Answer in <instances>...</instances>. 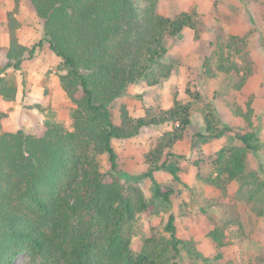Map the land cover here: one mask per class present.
Segmentation results:
<instances>
[{
  "label": "trees",
  "instance_id": "1",
  "mask_svg": "<svg viewBox=\"0 0 264 264\" xmlns=\"http://www.w3.org/2000/svg\"><path fill=\"white\" fill-rule=\"evenodd\" d=\"M159 1L143 0L138 8L135 0H29L44 36L28 47L18 37L21 0H15L6 21L9 45L0 47V102L15 101L19 91L17 82L8 78L9 70L23 75L24 62L47 44L62 61L59 81L74 107L71 129L46 123L35 135L0 130V264H15L23 254L48 264H179L183 251L195 262L213 264L195 242L177 237L172 213L166 234L146 239L139 253L133 251L135 236L130 230L142 214L172 211L174 188L159 183L156 175L164 172L182 181L181 163L188 159L176 145L190 136L195 114L204 126L195 136L228 141L213 157L203 154L189 160L198 180L224 196L231 183L239 184L240 190L263 187L259 174L248 167L250 153L264 151L254 123L253 98L246 108L225 99L244 127L225 125L213 102L189 88L188 102L175 97L169 109L158 105L147 108L142 117L130 114L124 99L132 86H160L179 71L180 62L169 57V41L186 30L200 40L204 32L195 11L164 16L158 11ZM213 32L211 56L204 57L203 65L207 75L215 77L212 63L219 62L224 84L216 95L242 92L258 69L248 37L228 36L220 25ZM5 117L0 113V120ZM167 124L173 127L145 155L142 174L123 175L113 142ZM105 155L108 172L102 170ZM142 180L150 181V195L139 186ZM206 206L218 208L225 218L222 229L210 234L220 247L224 230L237 220L228 217L232 214L222 196L207 199ZM258 261L263 264L264 253Z\"/></svg>",
  "mask_w": 264,
  "mask_h": 264
},
{
  "label": "rangeland",
  "instance_id": "2",
  "mask_svg": "<svg viewBox=\"0 0 264 264\" xmlns=\"http://www.w3.org/2000/svg\"><path fill=\"white\" fill-rule=\"evenodd\" d=\"M135 2L138 8L144 6L143 0ZM14 8L15 0H0V47L9 45L6 21L7 14ZM158 11L172 18L182 12L195 11L205 25L204 32L200 40L195 39L192 31L186 30L178 39L169 41V57L180 62L179 71L173 73L170 80L160 86L148 87L145 83L132 86L124 99L130 114L135 118L142 117L147 108L158 105L169 109L175 97L188 102L190 98L186 90L189 88L192 92L202 94L207 101L213 102L225 125L244 127V120L236 116L230 102L226 100L230 99L232 103L236 101L241 107L246 108V103L253 98L254 123L259 128L264 143V0H160ZM16 17L21 23L18 37L23 45L32 47L42 40L43 24L36 16L29 0H21ZM215 25L223 27L228 36L248 37L250 52L258 69L242 92L217 96L216 93L222 92L224 84V77L218 72L219 62L212 63L211 72L216 75L215 77H209L204 69V57L211 56L210 43L214 41ZM6 41L7 46L4 45ZM201 52L204 54L201 55ZM29 61L27 60L23 67V75L21 72H14L13 69L9 70L8 78L17 82L22 93L19 100L16 98L13 102L5 100L0 102V113L7 115L0 120V130L10 132L26 130V133L35 135L41 133L46 123H62L71 129L73 122L70 112L74 105L66 93L63 91L54 98L56 103L53 107L48 99L52 94L47 87L48 80L52 74L58 77L59 74H63L60 70L62 61L55 67L53 65L55 62L44 54L41 58L39 55ZM46 68L49 69L46 71ZM30 78L38 80L41 84L37 86V81L32 83L33 100H28ZM23 82L25 84L22 86ZM39 101L46 106L41 107L42 110L36 108L40 106L37 104ZM193 123L190 136L176 145V151L188 159L181 163L182 181L178 182L164 172L156 175L159 183L174 188L172 211L166 214L161 210L157 215L139 216L130 229L135 236L133 251L141 252L146 239L159 236L161 233L165 235L164 228L172 213L176 217L177 237L185 242H195L198 251L213 264H259L258 258L264 253V151L260 154L252 152L248 158L249 170L259 174L263 187L257 190L254 186H248L240 190L239 184L231 183L224 196L223 193L198 180L197 169L190 161L203 154L215 156L228 141L227 139L204 141L195 136L196 133L203 131L202 117L195 114ZM172 127L167 124L147 128L134 139L114 141L113 146L119 156L121 173L125 176L141 175L145 155L154 147L156 140ZM101 163L104 172L110 171L107 155L102 157ZM138 184L150 195L149 180H142ZM220 196L224 198L227 209L232 214L228 217L237 221L224 230L223 244L218 247L210 234L216 228L222 229L225 218L218 208L206 205L207 199ZM15 264L48 263L41 258L23 254L16 259ZM179 264L203 263L193 261L189 254L183 251Z\"/></svg>",
  "mask_w": 264,
  "mask_h": 264
},
{
  "label": "crops",
  "instance_id": "3",
  "mask_svg": "<svg viewBox=\"0 0 264 264\" xmlns=\"http://www.w3.org/2000/svg\"><path fill=\"white\" fill-rule=\"evenodd\" d=\"M21 41V40H20ZM4 45L5 46H7V41H6V43H4ZM25 45V44H24ZM42 54H44V55H46V56H48L51 60H53V62H55L53 65L56 67L57 65H59L61 62V59L60 58H58L54 53H52L51 51H50V49H49V46L47 45V46H43L38 52H37V54H36V56L33 58V59H35V58H37V57H39V55H40V58H41V55ZM29 62H31V60L29 61ZM26 63H27V61H25L24 62V64H23V67H25V65H26ZM48 67V66H47ZM49 68H46V71L48 70ZM43 71V70H42ZM44 71H45V69H44ZM40 76V75H39ZM38 77V76H37ZM42 79V78H41ZM34 81H37L36 82V84H38L37 86H39V85H41L40 84V82L38 81V80H36V79H34V78H30V82H29V86H30V89H29V93H28V100H33V91H32V83L34 82ZM41 81H43V80H41ZM32 86V87H31ZM47 87H48V89H49V92L50 93H52L50 96H49V104H51L52 105V107L53 106H55V103H56V101L54 100V98L56 97V96H58V95H60V93L61 92H63V89H62V87L60 86V81H59V77H58V75H54V74H52L51 76H50V79L48 80V83H47ZM44 90V89H43ZM22 92L21 91H18V94H17V99L19 100V98H20V94H21ZM37 104L38 105H40L42 108H45L46 106H44V104L42 103V102H37ZM1 106V105H0ZM25 132H26V130H24Z\"/></svg>",
  "mask_w": 264,
  "mask_h": 264
}]
</instances>
